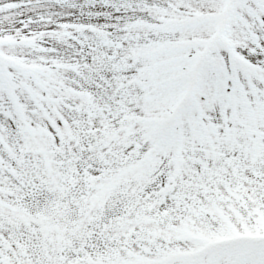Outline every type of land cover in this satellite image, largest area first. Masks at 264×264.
I'll use <instances>...</instances> for the list:
<instances>
[{"label":"snow or ice","instance_id":"obj_1","mask_svg":"<svg viewBox=\"0 0 264 264\" xmlns=\"http://www.w3.org/2000/svg\"><path fill=\"white\" fill-rule=\"evenodd\" d=\"M0 264H264V0H0Z\"/></svg>","mask_w":264,"mask_h":264}]
</instances>
